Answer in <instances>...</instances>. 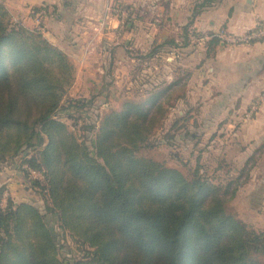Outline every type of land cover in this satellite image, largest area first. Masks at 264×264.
<instances>
[{"label":"trees","instance_id":"trees-1","mask_svg":"<svg viewBox=\"0 0 264 264\" xmlns=\"http://www.w3.org/2000/svg\"><path fill=\"white\" fill-rule=\"evenodd\" d=\"M73 74L62 51L13 23L0 4V166L12 163L53 219L33 200L15 202L5 185L0 264H262L264 233L248 234L227 213L234 181L216 186L198 169L187 178L137 156L154 147L151 132L182 87L126 102L97 129L79 115L69 128L66 111L93 103L63 101ZM51 223L73 243V257L62 255Z\"/></svg>","mask_w":264,"mask_h":264},{"label":"crops","instance_id":"crops-1","mask_svg":"<svg viewBox=\"0 0 264 264\" xmlns=\"http://www.w3.org/2000/svg\"><path fill=\"white\" fill-rule=\"evenodd\" d=\"M0 2L10 14L16 13L22 25L68 57L74 69L69 97L109 100L116 96L137 102L169 85L172 90L184 88L176 103L192 105L199 135L209 136L212 142L223 137L225 158L233 164L227 160L233 167L227 182L239 180L244 213L255 219V232L264 233V99L260 100L264 41L230 45L218 37L239 38L264 26V0H212L201 9L197 5L203 0ZM120 5L151 8V14L139 22L150 26L137 30L132 21L123 31ZM41 8L48 13L29 14ZM186 28L187 43L183 42ZM156 58L159 68L151 63ZM122 86L125 91L118 89ZM10 188L17 189L14 184ZM258 261L264 264V257Z\"/></svg>","mask_w":264,"mask_h":264},{"label":"rangeland","instance_id":"rangeland-1","mask_svg":"<svg viewBox=\"0 0 264 264\" xmlns=\"http://www.w3.org/2000/svg\"><path fill=\"white\" fill-rule=\"evenodd\" d=\"M1 5L3 3L0 2ZM4 6V5H3ZM145 6V5H143ZM5 7V6H4ZM133 8L131 12L129 10L124 8ZM7 10V8H5ZM130 9V8H129ZM151 8H148L146 6L145 8H137L132 6H119V18L122 20L121 29L127 30L129 28V24L127 22L130 21V24H132V21H135L139 29L142 31L146 26H150L147 23H141L139 22L146 18V15L148 13L151 14L150 10ZM8 12V11H7ZM34 11L31 9L29 10V14L32 16H38L41 15L40 13L36 14L33 13ZM130 15H129V13ZM9 14L10 20L13 23L20 22V25L24 27L25 29L32 31L31 28L26 27L25 25H22L21 21L17 19L16 13ZM157 24V23H155ZM155 26V25H154ZM152 28V27H151ZM142 42V41H140ZM182 44V41L178 42V45ZM169 45V44H168ZM167 45V46H168ZM171 45V44H170ZM170 45L168 46L169 49H171ZM175 46V45H174ZM160 48V47H157ZM172 48H174L172 46ZM67 57V56H66ZM68 59V57H67ZM69 60V59H68ZM156 60V62H155ZM153 60L151 59V63L156 67L159 68L160 63L157 60V58ZM165 61V59L163 60ZM166 64H169V61H166ZM143 63V62H142ZM165 63V62H164ZM141 68V67H140ZM138 74H141V71H139ZM142 77V84H144L143 76ZM185 77V76H184ZM186 78V77H185ZM139 84V83H138ZM113 85V84H112ZM111 85V86H112ZM140 85V84H139ZM123 87V86H122ZM118 88L120 91H125L126 86L123 88ZM71 88V87H70ZM70 88L67 90L65 97L63 98V101L68 100H74V101H91L93 102L92 105H86L85 109L81 111V113H75L74 110L66 111L68 114L67 116H70L72 120L65 121V123L68 125L69 128H72L74 119L79 115L83 116L85 123L94 124L95 128H99L101 120L109 115L112 112H119L122 109V106L126 102H134L130 99H126L125 97L123 100H119L114 97H110L109 100L103 98L96 99L98 96H90L86 99L79 98L78 96L72 95V97H69V91ZM74 90V89H73ZM185 89H177L176 92L172 95V99L168 98L169 103L166 106H169L166 119L163 121H160L156 123L154 129L151 132L149 142L151 145H154L153 148L150 149H142L138 152L139 157L150 159L154 162L163 164L167 168L175 169L178 172H180L183 176L190 178L193 172L198 169L199 175L205 176L209 179H211L213 182L212 184L216 186L224 185L227 183V177H229V172L232 170L233 167H230L228 162L233 166V164L230 162L232 160H228L227 157L225 158V150L224 147V140L223 137H220L217 142L210 141L209 136H201L198 134V128H197V120L193 119V110L194 108L190 104H185L182 101L177 104L176 97H179L183 94V91ZM110 93L111 91L110 88ZM73 92V91H72ZM105 93H102V96H105ZM123 95V94H122ZM147 96H145L146 99ZM106 100V101H105ZM142 100V99H140ZM139 101V100H138ZM137 101V102H138ZM81 122V120H80ZM95 129V130H96ZM72 131V130H71ZM201 131V130H200ZM87 140V146L90 147V137L88 136ZM234 157H238V153H232ZM237 158H235L236 160ZM228 160V162H227ZM8 180V181H7ZM218 180V181H215ZM22 176L21 174L15 169L14 165L12 163L10 164H2L0 166V190L6 185L8 186V189L11 185H15L17 187L16 191L15 189L11 191V196L13 197V200L15 202H20L22 200H33L35 201L37 207L42 211V213L46 216L48 221L53 220L50 218V215L47 214L43 209V204L38 196L31 195L28 190L25 189V185L22 184ZM6 182V183H5ZM241 184L239 183V180L237 182H234L232 184V187L230 188V191H234L232 199L228 200L226 204L227 213L232 216L235 220L241 222L245 226V231L249 234L252 231L257 232L255 219H251L249 216L245 215L244 210L241 206V198H240V187ZM5 193V192H4ZM7 193V191H6ZM3 194V193H2ZM8 194V193H7ZM52 227L56 226L51 223ZM54 228V229H55ZM56 239L58 242V245L61 249V253L64 257H73L68 252H75L73 243H69V241L65 242V237L63 238V235L61 231H57L56 228Z\"/></svg>","mask_w":264,"mask_h":264},{"label":"built area","instance_id":"built-area-1","mask_svg":"<svg viewBox=\"0 0 264 264\" xmlns=\"http://www.w3.org/2000/svg\"><path fill=\"white\" fill-rule=\"evenodd\" d=\"M34 13V12H33ZM44 12H42L43 14ZM41 14V12H40ZM41 14V15H42ZM221 41L230 44V45H236V44H247L252 41H264V26L263 25H258L253 31L246 33L243 37H235V36H230V35H219L218 36ZM199 42V40H197ZM264 99V93L261 95L260 100ZM29 174L32 179H41L40 173L36 171H31L29 170ZM6 200H7V193H3L2 195V200L0 203V209H3L6 205Z\"/></svg>","mask_w":264,"mask_h":264}]
</instances>
